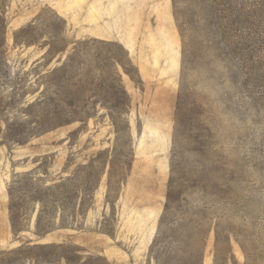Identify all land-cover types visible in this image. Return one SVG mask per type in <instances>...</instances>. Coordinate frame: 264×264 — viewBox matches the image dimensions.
Masks as SVG:
<instances>
[{
    "label": "rangeland",
    "instance_id": "obj_1",
    "mask_svg": "<svg viewBox=\"0 0 264 264\" xmlns=\"http://www.w3.org/2000/svg\"><path fill=\"white\" fill-rule=\"evenodd\" d=\"M169 1L171 88L149 81L161 43L124 41L121 0L100 37L83 0H0V264H264V0ZM66 227L123 257L40 242Z\"/></svg>",
    "mask_w": 264,
    "mask_h": 264
},
{
    "label": "crops",
    "instance_id": "obj_2",
    "mask_svg": "<svg viewBox=\"0 0 264 264\" xmlns=\"http://www.w3.org/2000/svg\"><path fill=\"white\" fill-rule=\"evenodd\" d=\"M104 0H83L81 28L85 25L86 34L94 37L106 36L108 29L106 26H101V14ZM121 7L118 12H122L128 16L127 34L124 41H127V46H132L134 42L145 43H161L162 53L150 56V61L147 63L159 65L153 69V74H150V83L158 86H168L171 88L173 77L178 75L180 63V45L181 38L176 30L169 0H121ZM112 16V13H111ZM68 16L66 15V18ZM111 21V20H110ZM91 22V23H90ZM112 32V31H111ZM161 65L167 66V74L162 73ZM90 222H86L89 226ZM119 233L123 235L122 231ZM149 229L141 227L137 242V253L142 255L148 245ZM92 238L98 239L100 246L96 251L103 254L108 260L113 263L117 259L123 257L124 251L119 248L118 241L121 237L109 238L102 233L93 232L90 229L82 228L77 231L66 228H58L52 232H48L40 239L41 243H61L70 241L78 245H88L87 241Z\"/></svg>",
    "mask_w": 264,
    "mask_h": 264
},
{
    "label": "trees",
    "instance_id": "obj_3",
    "mask_svg": "<svg viewBox=\"0 0 264 264\" xmlns=\"http://www.w3.org/2000/svg\"><path fill=\"white\" fill-rule=\"evenodd\" d=\"M208 3H210L211 4V1L212 0H206ZM211 21L209 20L208 21V23H210ZM211 24H212V22H211ZM221 27H222V30L224 31H222L223 32V34H225L226 32H225V30L226 29H224V28H227V21L225 20V18H222V21H221ZM2 40H3V38H0V42L2 43ZM238 44H240V43H237L236 45V48H239L240 46L238 45ZM9 193H10V196H11V194H12V192H11V189L9 190ZM39 221H40V218L36 221V228H38V230H40L41 232L43 231V232H46V231H48V230H50L51 228H50V226L49 227H47V228H44V226L43 227H40L39 228ZM13 224V227H14V229L16 228V226H14V223H12ZM44 228V229H43ZM190 253V252H189ZM200 253V257H201V252H199L198 251V253H196V256H197V254H199ZM195 256V255H194ZM199 256H198V258H200ZM197 259V258H196Z\"/></svg>",
    "mask_w": 264,
    "mask_h": 264
}]
</instances>
